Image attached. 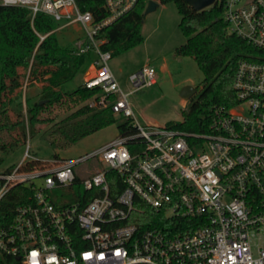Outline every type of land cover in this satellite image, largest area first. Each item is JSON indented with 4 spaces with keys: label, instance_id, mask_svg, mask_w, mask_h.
Masks as SVG:
<instances>
[{
    "label": "built area",
    "instance_id": "built-area-1",
    "mask_svg": "<svg viewBox=\"0 0 264 264\" xmlns=\"http://www.w3.org/2000/svg\"><path fill=\"white\" fill-rule=\"evenodd\" d=\"M138 2L104 0L97 17L78 0H0L32 20L51 16L55 32L78 27L76 52L93 54L84 85L99 91L90 107H111L135 128L73 159L33 157L28 140L22 159L0 170V201L16 185L33 190L0 228L1 264H264V0H224L228 31L256 51L236 68L237 102L216 106L202 132L141 124L128 97L158 73H131L126 91L110 67L98 35ZM75 186L86 193L54 194ZM146 207L182 224L144 227Z\"/></svg>",
    "mask_w": 264,
    "mask_h": 264
},
{
    "label": "trees",
    "instance_id": "trees-1",
    "mask_svg": "<svg viewBox=\"0 0 264 264\" xmlns=\"http://www.w3.org/2000/svg\"><path fill=\"white\" fill-rule=\"evenodd\" d=\"M103 1L78 0L82 9L93 10L97 17L105 14L101 9ZM159 2L176 3L181 14L179 26L187 38L176 48V53L192 56L205 76L203 88L200 92L197 90L183 111L182 121H171L167 126L207 131L216 106L229 107L237 102L233 88L236 68L239 61L256 48L228 31L223 18L224 0L200 11H195L186 0ZM146 7L147 0H139L130 11L106 26L98 35L104 40L101 48L116 56L142 43ZM56 26L55 20L47 14L38 13L32 20L25 7L0 5V166L5 160L4 154L23 147L28 138L39 133L52 130L51 133L60 137V142L51 140L52 144L70 146L117 120L111 107L92 108L88 104L87 101L98 94L97 88H88L83 82L68 89V83L86 65L91 53L79 54L76 46L62 45L54 31ZM26 80L44 82L41 98L35 102L28 100L26 112L14 110L11 107L13 97ZM64 103H71L77 109L56 120L53 109ZM118 129L121 135L135 130L130 118H121ZM14 165L8 166L7 170ZM78 191L86 193L81 187ZM32 194L31 188L16 185L1 199L0 228L12 220L20 205L31 202ZM137 216L144 227L182 224V220L169 219L149 207ZM185 221L192 222V219Z\"/></svg>",
    "mask_w": 264,
    "mask_h": 264
},
{
    "label": "rangeland",
    "instance_id": "rangeland-1",
    "mask_svg": "<svg viewBox=\"0 0 264 264\" xmlns=\"http://www.w3.org/2000/svg\"><path fill=\"white\" fill-rule=\"evenodd\" d=\"M180 21L181 14L175 2L161 4L155 10L145 14L142 24L144 41L123 53L113 56L109 62L114 75L126 91L131 87L129 81L131 73L139 71L146 65L152 66L158 73L157 83L144 87L128 97L136 119L143 125L164 126L171 121H182L183 111L193 99L185 100L181 96L182 87L190 84L195 86L198 92L203 88L205 76L197 61L192 56H182L176 53V48L184 44L187 39L179 26ZM57 35L62 45L74 47L82 39V31L75 26L57 31ZM90 55L92 57L93 54ZM90 55L87 56L86 65L81 68L74 80L68 83V89H73L84 82L87 65L91 62ZM43 84L44 82L40 80L35 82L26 80L23 87L14 95V102L11 107L14 110L26 112L28 100L35 102L41 98ZM90 101H87L88 104ZM76 109L77 106L71 103L59 104L53 109L52 115L56 116V120H61L65 115ZM115 116L117 117L115 123L84 137L70 146L61 147L52 144L51 140H60L58 134L51 133L52 130L44 134L39 133L35 137L28 138L30 154L38 159H73L89 153L119 135L118 124L121 118L124 117ZM28 140L23 147L4 154L5 160L0 166V170L16 164L22 159ZM55 155H58V157H55ZM86 166L87 163L79 164L75 167V171L79 173L80 169ZM74 191H78V186L72 189H56L54 194L59 196L62 193L72 194Z\"/></svg>",
    "mask_w": 264,
    "mask_h": 264
},
{
    "label": "water",
    "instance_id": "water-1",
    "mask_svg": "<svg viewBox=\"0 0 264 264\" xmlns=\"http://www.w3.org/2000/svg\"><path fill=\"white\" fill-rule=\"evenodd\" d=\"M186 2L195 10L200 11L214 5L217 0H186ZM160 5L157 0H149L145 9V14L155 10ZM197 93V88L193 85L187 84L181 89V96L185 100H190Z\"/></svg>",
    "mask_w": 264,
    "mask_h": 264
},
{
    "label": "crops",
    "instance_id": "crops-1",
    "mask_svg": "<svg viewBox=\"0 0 264 264\" xmlns=\"http://www.w3.org/2000/svg\"><path fill=\"white\" fill-rule=\"evenodd\" d=\"M160 5H161V3H160ZM85 72H86V75L84 76V79H85V77L88 76L89 73L93 72V69H92V66H91V62H90L89 66L87 67Z\"/></svg>",
    "mask_w": 264,
    "mask_h": 264
}]
</instances>
